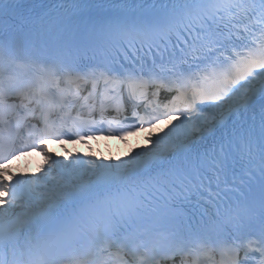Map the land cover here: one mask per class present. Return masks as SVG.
I'll return each instance as SVG.
<instances>
[{
    "label": "snow or ice",
    "instance_id": "snow-or-ice-1",
    "mask_svg": "<svg viewBox=\"0 0 264 264\" xmlns=\"http://www.w3.org/2000/svg\"><path fill=\"white\" fill-rule=\"evenodd\" d=\"M0 264H264V0H0Z\"/></svg>",
    "mask_w": 264,
    "mask_h": 264
}]
</instances>
